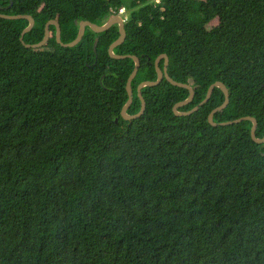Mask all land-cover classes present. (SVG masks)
Returning <instances> with one entry per match:
<instances>
[{"label":"trees","instance_id":"trees-1","mask_svg":"<svg viewBox=\"0 0 264 264\" xmlns=\"http://www.w3.org/2000/svg\"><path fill=\"white\" fill-rule=\"evenodd\" d=\"M121 9L115 54L141 62L130 116L166 55L195 92L180 112L220 82L230 104L214 121L254 117L264 137V0H0V15L34 19L27 45L50 21L72 43ZM28 26L0 16V264H264V145L251 121L209 123L223 92L176 117L190 93L164 80L125 120L135 63L109 56L118 26L72 49L52 26L27 49Z\"/></svg>","mask_w":264,"mask_h":264},{"label":"water","instance_id":"water-1","mask_svg":"<svg viewBox=\"0 0 264 264\" xmlns=\"http://www.w3.org/2000/svg\"><path fill=\"white\" fill-rule=\"evenodd\" d=\"M0 16L6 20H13V21L27 20L29 22L28 28L22 33V35L20 37L21 43L27 49H41V48L45 47L50 41L51 27L52 26H54L57 30V32H56L57 43L61 47L66 48V49L67 48L72 49V48H75L76 46H78L82 42L83 38L85 37L87 29H91L95 34H102V33L110 31L113 27L118 26L120 37L109 48V51H108L109 56L112 59L117 60V61L130 59V60L134 61V63H135V69H134L132 75L130 76V78L127 82V85H126V91L128 94V102L124 106V108L122 109V112H121V116L123 117V119L128 120V121H132L134 119H138V118L142 117L145 114L146 108H147L146 101L142 96L143 89L157 87L164 80H166L170 85L177 87V88H180V89L187 90L190 93L189 98L185 102H182L173 108V113L176 117H189V116L197 113L201 107L205 106L211 100L215 89H219L223 92V94L225 96V102L221 107L215 109L209 115V117H208L209 123L214 127H218L219 125L228 126V125H232L235 123H241L243 121H251L253 123V127L251 130L252 139L254 140V142H256L260 145H264V137L263 138L257 137L258 121L254 117H242V118H239V119L234 120V121L224 122V123H220V124L216 123L214 121L215 115L225 111L230 104V94H229L228 89L226 88V86L223 83L218 82V83H215L214 85H212L208 90L206 99L200 104V106L194 108L190 112H180L181 109L185 108L186 106L190 105L193 102V100L195 98V92L189 85L177 83L168 75V68H169L170 61L166 55L160 56L155 62V67H156V72H157V81L156 82H144L141 85H139V87L137 89V93H138V98L140 99L141 105H142L141 111L139 114H137L135 116H130L128 114V111L130 110V108L132 107L133 102H134L132 83L137 77V74H138L140 67H141V62H140V59L135 57V56H119V55L115 54V50L117 48H119L120 46H122L125 43L126 38H127L126 23L119 16L113 15L112 17H110L109 21L103 26H98V25L92 24L91 22H81L79 24V33H78L77 39L75 41H73L72 43H69V44H63L61 42L60 25L56 21H50L45 27V37H44L43 41L37 45H27L24 43L25 35L32 32L33 28L35 27V21L32 17H30V16H3V15H0ZM98 43H99V39H96L95 44H94V50L95 51L97 49ZM163 61H164V67H163V69H161L160 64Z\"/></svg>","mask_w":264,"mask_h":264},{"label":"built area","instance_id":"built-area-1","mask_svg":"<svg viewBox=\"0 0 264 264\" xmlns=\"http://www.w3.org/2000/svg\"><path fill=\"white\" fill-rule=\"evenodd\" d=\"M112 14H113V15L118 14V15L122 18V20H123L125 23H126L127 20H128V18H127V13H126L125 9H121V10L119 11V13L112 12Z\"/></svg>","mask_w":264,"mask_h":264},{"label":"clouds","instance_id":"clouds-1","mask_svg":"<svg viewBox=\"0 0 264 264\" xmlns=\"http://www.w3.org/2000/svg\"><path fill=\"white\" fill-rule=\"evenodd\" d=\"M113 16V15H112ZM116 16H119L118 14H116ZM120 17V16H119Z\"/></svg>","mask_w":264,"mask_h":264}]
</instances>
